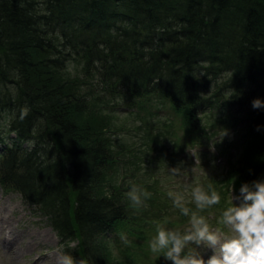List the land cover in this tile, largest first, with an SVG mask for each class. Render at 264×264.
<instances>
[{
  "label": "trees",
  "instance_id": "trees-1",
  "mask_svg": "<svg viewBox=\"0 0 264 264\" xmlns=\"http://www.w3.org/2000/svg\"><path fill=\"white\" fill-rule=\"evenodd\" d=\"M146 95L233 117L248 155L219 183L231 206L227 187L264 179V0H0V186L86 264H114L100 240L132 216L122 185L105 196L101 100Z\"/></svg>",
  "mask_w": 264,
  "mask_h": 264
},
{
  "label": "rangeland",
  "instance_id": "rangeland-1",
  "mask_svg": "<svg viewBox=\"0 0 264 264\" xmlns=\"http://www.w3.org/2000/svg\"><path fill=\"white\" fill-rule=\"evenodd\" d=\"M76 69L77 65H72L71 70L77 74ZM100 104L104 105L102 112L109 119L104 122L111 125L107 136L117 159L107 169L111 188H105V196L112 188L122 185L124 202L132 213L130 224L121 225L119 234L113 232L100 243L107 247L114 264H166L162 256L154 258L148 252L149 242L156 234V223L181 232L190 227V217L182 220L169 193L182 194L186 206L195 211L191 202L194 187L207 190L211 186L219 192L218 182L230 168L222 156L233 159L241 153L235 150L238 136L228 128L233 117L227 116L228 120L205 114L193 123L175 114L170 103L155 95L138 99L131 105L134 110H125L123 106L130 104L120 98L108 97ZM176 167L180 171L173 174L171 168ZM133 185L151 193L143 207H134L126 195ZM239 203L234 200V204ZM160 210L166 215L159 216ZM224 210L222 206L213 207L202 215L211 226H216ZM224 232L229 234L228 229ZM121 235L127 237V242L121 240ZM64 253L45 217L37 216L16 194L0 190V264H57V256ZM211 254L208 250L205 259Z\"/></svg>",
  "mask_w": 264,
  "mask_h": 264
},
{
  "label": "clouds",
  "instance_id": "clouds-1",
  "mask_svg": "<svg viewBox=\"0 0 264 264\" xmlns=\"http://www.w3.org/2000/svg\"><path fill=\"white\" fill-rule=\"evenodd\" d=\"M252 107L264 109V100L254 99ZM179 171L178 167L171 168L173 174ZM126 195L134 207H143L151 193L133 185ZM191 196L195 211L186 206L182 194L169 193L175 207L190 217V227L181 232L157 222L156 234L149 242L153 255L162 256L166 264H264V179L243 183L239 196L232 191L233 203L222 212L218 222L222 227L213 228L200 214L221 203L220 193L211 186L207 190L197 186ZM234 200L240 203L236 205ZM121 240L127 242V237L121 235ZM208 250L212 254L205 259ZM56 260L57 264H86L68 253L57 256Z\"/></svg>",
  "mask_w": 264,
  "mask_h": 264
}]
</instances>
